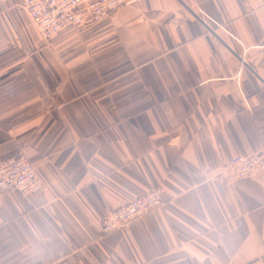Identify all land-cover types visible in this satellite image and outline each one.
<instances>
[{
  "label": "crops",
  "instance_id": "obj_1",
  "mask_svg": "<svg viewBox=\"0 0 264 264\" xmlns=\"http://www.w3.org/2000/svg\"><path fill=\"white\" fill-rule=\"evenodd\" d=\"M125 1L48 40L0 0V161L43 181L0 193V264H264V173L214 177L264 149V0Z\"/></svg>",
  "mask_w": 264,
  "mask_h": 264
},
{
  "label": "built area",
  "instance_id": "obj_2",
  "mask_svg": "<svg viewBox=\"0 0 264 264\" xmlns=\"http://www.w3.org/2000/svg\"><path fill=\"white\" fill-rule=\"evenodd\" d=\"M125 0H24V9L41 35L53 40L68 27L75 29L101 21L115 13ZM244 58L242 59L243 62ZM264 173V149L253 155H237L214 177L223 182L253 177ZM43 181L34 164L20 155L0 161V193L18 190L24 195L41 191ZM164 188L155 187L111 210L103 219L104 232L127 228L144 214L161 207Z\"/></svg>",
  "mask_w": 264,
  "mask_h": 264
}]
</instances>
